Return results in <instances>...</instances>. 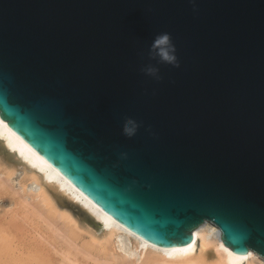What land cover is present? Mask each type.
I'll list each match as a JSON object with an SVG mask.
<instances>
[{"label": "water", "instance_id": "95a60500", "mask_svg": "<svg viewBox=\"0 0 264 264\" xmlns=\"http://www.w3.org/2000/svg\"><path fill=\"white\" fill-rule=\"evenodd\" d=\"M0 115L151 243L210 221L264 257V0H0Z\"/></svg>", "mask_w": 264, "mask_h": 264}, {"label": "bare ground", "instance_id": "6f19581e", "mask_svg": "<svg viewBox=\"0 0 264 264\" xmlns=\"http://www.w3.org/2000/svg\"><path fill=\"white\" fill-rule=\"evenodd\" d=\"M0 142L8 152L0 157V264H264L252 249L225 245L210 221L192 231L189 244L151 243L99 207L1 115Z\"/></svg>", "mask_w": 264, "mask_h": 264}, {"label": "clouds", "instance_id": "9594fccd", "mask_svg": "<svg viewBox=\"0 0 264 264\" xmlns=\"http://www.w3.org/2000/svg\"><path fill=\"white\" fill-rule=\"evenodd\" d=\"M192 3L195 4V0H192ZM148 54L152 59L157 60L158 63H166L179 67L176 46L172 41L170 33L164 32L157 34L150 45ZM143 71L154 79L159 80L161 78L160 69L156 64L150 63L146 65L143 68ZM139 127L140 124L137 120L134 118H128L124 125V134L131 137L135 135Z\"/></svg>", "mask_w": 264, "mask_h": 264}, {"label": "rangeland", "instance_id": "374dc122", "mask_svg": "<svg viewBox=\"0 0 264 264\" xmlns=\"http://www.w3.org/2000/svg\"><path fill=\"white\" fill-rule=\"evenodd\" d=\"M1 143V142H0ZM8 152L4 149V147L0 144V157H5V159H6V157H8V154H7ZM93 227V229L95 230V231H97L98 232V230H99V227L98 226H96V225H92ZM255 263H257V262H255Z\"/></svg>", "mask_w": 264, "mask_h": 264}]
</instances>
